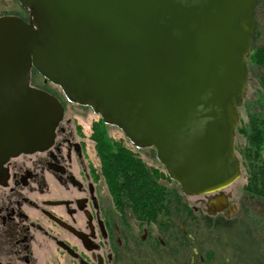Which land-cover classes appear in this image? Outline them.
<instances>
[{"label":"water","instance_id":"95a60500","mask_svg":"<svg viewBox=\"0 0 264 264\" xmlns=\"http://www.w3.org/2000/svg\"><path fill=\"white\" fill-rule=\"evenodd\" d=\"M256 2L18 0L28 21L0 17V162L49 147L63 117L54 95L29 84L34 68L67 101L154 148L185 194L223 191L240 176L234 137Z\"/></svg>","mask_w":264,"mask_h":264},{"label":"flooded vegetation","instance_id":"af4514ba","mask_svg":"<svg viewBox=\"0 0 264 264\" xmlns=\"http://www.w3.org/2000/svg\"><path fill=\"white\" fill-rule=\"evenodd\" d=\"M19 6V11H0V17L28 21V11ZM247 65V88L234 137L243 180L236 201L225 189L203 196L185 194L169 178L156 152L155 158L139 155L154 148L135 146L90 107L66 100L90 111L93 117L85 131L83 123L65 116L63 102L54 95L63 106V117L52 144L0 162V264H217L218 253L211 254L214 247L199 235L198 227L207 223L206 218H239L246 200L243 190L256 164L248 161L252 141L260 134L257 147L264 155V128L252 134L258 124L264 126V84L252 59ZM32 74H37L34 68L29 84L46 91L32 84ZM86 114L77 115L83 120ZM110 129L118 130L121 138L107 137ZM124 157L145 166L154 184L152 194L141 196L146 208L118 178L122 171L116 162ZM160 166L168 178L160 177ZM190 197L196 204H187ZM216 197L225 198V207L209 213L205 203Z\"/></svg>","mask_w":264,"mask_h":264},{"label":"trees","instance_id":"16d2710c","mask_svg":"<svg viewBox=\"0 0 264 264\" xmlns=\"http://www.w3.org/2000/svg\"><path fill=\"white\" fill-rule=\"evenodd\" d=\"M256 9H258L259 15L261 14L264 18V0H257L254 5L255 16L258 13ZM257 18V29L247 56V64L250 59L253 60L257 74L264 84V22L263 27H259ZM47 92L49 93V91ZM262 128L264 126L258 124L253 129L252 134L259 133L263 130ZM261 137L260 134L252 141L254 147L248 161L251 162L250 164H254V162L256 164L255 166L252 165L253 177L251 182L243 190L246 200L242 204L239 218L232 221L217 218L214 222L206 218L207 223L198 227L200 229L199 235L204 236L214 247L211 254L218 253L217 264H264V155H261L257 147ZM151 150L154 151V149ZM106 153L110 154L108 151ZM111 154L113 153L111 152ZM116 165L118 170L122 171L118 178L124 179L131 194L135 195L138 203L146 208V199L141 196L149 192L152 194L151 188L154 184L149 182L150 177L145 166L139 165L138 162L128 157L120 158ZM163 175L168 178L165 173ZM158 187L161 188V185ZM256 206L261 209L256 208ZM227 258L228 261H226Z\"/></svg>","mask_w":264,"mask_h":264},{"label":"rangeland","instance_id":"374dc122","mask_svg":"<svg viewBox=\"0 0 264 264\" xmlns=\"http://www.w3.org/2000/svg\"><path fill=\"white\" fill-rule=\"evenodd\" d=\"M20 9V6H19V3H18V0H0V11H19ZM258 11V9H256ZM256 11V13H257ZM257 20H258V26L259 27H263V22H264V18L262 17V15L260 14L259 15V11L256 15ZM35 73V72H34ZM44 78L39 75L38 73L37 74H32V79H31V82L33 85H36V86H40L42 88H44L45 90L49 91V93L57 96L64 104L65 106V116L66 117H71L73 120H75L76 122H81L83 123V129L85 131H88L89 130V126H90V123H91V118L93 117L91 114H90V111H85V110H80L78 108H76V106L68 103L66 100V98L64 97L62 91L60 90V88L56 85H53L52 83H50L49 81H47V83L44 82L43 80ZM78 112H81V113H87V117L83 120H81V117H79L77 114ZM76 117V119H74ZM108 136L107 137H113V138H121V135L119 133L118 130H114V129H110L108 130ZM143 155L144 157L145 156H151L153 158H155V152L152 151V150H149V151H143V152H140L139 155ZM160 177L163 176V173L161 170H163L162 166H160ZM243 180L241 178H238L233 184H231L229 187H227L225 189V191L227 193H230L232 195L231 197V200L232 201H236L239 196H240V192L242 191L243 189ZM196 200L197 199H194L192 197L188 198L187 199V204L188 205H193V204H196ZM241 200V199H240ZM255 208V207H254ZM256 208L258 209H261L260 207H257ZM255 208V209H256ZM257 210V209H256ZM208 255V258L210 257V253L208 252L207 253Z\"/></svg>","mask_w":264,"mask_h":264}]
</instances>
